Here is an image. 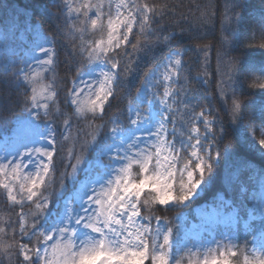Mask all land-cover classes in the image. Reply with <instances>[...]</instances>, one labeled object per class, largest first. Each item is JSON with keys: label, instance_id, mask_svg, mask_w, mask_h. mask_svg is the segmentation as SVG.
Returning <instances> with one entry per match:
<instances>
[{"label": "snow or ice", "instance_id": "snow-or-ice-1", "mask_svg": "<svg viewBox=\"0 0 264 264\" xmlns=\"http://www.w3.org/2000/svg\"><path fill=\"white\" fill-rule=\"evenodd\" d=\"M9 7L0 0V12ZM215 7L205 5L202 25H213ZM240 7L239 0H225L216 49V90L226 121L197 102L184 53L172 49L183 31L164 34L159 27L167 4L52 0L44 6L72 45L76 78L63 100L70 113L58 99L55 36L27 13L15 31L0 30V83L15 91L23 108L14 126L0 111V129L9 133L0 144V190L19 208L15 220L0 226V264H264V54L259 60L232 56L242 44L264 49L256 43L264 41V0L247 42ZM21 30L31 47L15 39ZM12 44L26 51L17 54ZM198 50L195 80L207 85L212 49ZM144 57L149 66L141 74ZM245 80L261 90L259 101L241 99ZM114 102L124 108L108 116ZM61 118L63 140L73 118L85 127L78 129L79 149L68 153L57 175L62 149L54 124ZM250 153L259 154V167ZM222 168L221 193L197 210V223L173 227L155 215L189 207ZM249 235L250 251L240 244Z\"/></svg>", "mask_w": 264, "mask_h": 264}, {"label": "trees", "instance_id": "trees-1", "mask_svg": "<svg viewBox=\"0 0 264 264\" xmlns=\"http://www.w3.org/2000/svg\"><path fill=\"white\" fill-rule=\"evenodd\" d=\"M6 5H9V9L5 15L4 12H0V20L3 21L6 19L8 14L12 12L16 7L21 6L25 10H31V17L33 21L39 22L40 25L44 28V31L49 36H55L56 47L58 52V64H57V74L58 80L60 81L59 88V97L58 99L61 102V108L65 112H71L70 106L64 105L63 100L65 98V93L68 88L71 87L72 81L76 78V69L70 64V54L72 52V45L69 41L56 32L55 25L52 22L50 16L45 12L44 6L48 5L49 7L52 4V0H2ZM150 4L164 5L169 6L168 13L158 20L159 27L163 30L164 34L167 32L175 31L177 34L183 31V38L172 43V49L179 48L182 53H184L183 59L185 61L184 74L189 77L192 81L193 87L197 89L196 96L197 102L203 106H210L213 112V115L216 117L227 120L225 113V105L221 100L217 90H216V49L220 47L221 39V21L224 14V5L225 0H147ZM241 5L240 11L244 16V32L241 36V39L246 41V38L251 35V30L256 24L260 16V5L261 0H239ZM214 4L216 16L214 19L213 25H202L200 18L202 12H204L205 5ZM55 11V9H52ZM224 35H228L227 32ZM90 38V37H89ZM96 38H99L98 36ZM264 41L260 40L259 37L256 40V43H262ZM205 45L211 46L210 53V64L208 66V71L212 74L207 85L198 83L195 80V77L198 73L201 72L202 64V53L198 48H202ZM131 51V49H129ZM167 54V49H164L159 53L160 58L156 61L157 64H162L164 56ZM264 54V49L259 47L248 48L244 47L243 44L236 50L232 52V56L245 59L248 56H252L256 60H259ZM149 66V59L144 57L140 62L141 74L145 68ZM138 84L139 81L137 80ZM251 83L250 80H245L242 85V95L241 99L256 100L260 99V89H250L248 84ZM17 96L15 91L11 89L7 84L0 83V111H3L4 116L14 124L13 118L17 115H20L23 112L22 106L16 104ZM230 103V101H229ZM124 104L113 103V107L108 110V116L116 113L118 109H123ZM5 109H8L5 111ZM199 111V109H197ZM108 116H105V122L108 120ZM72 128L70 130V138L68 140H63V135L65 134V129L63 125V118L55 121L54 127L56 128L57 133V146L61 148L62 151L60 156L56 157V171L57 175L64 170V158L67 157L69 152L77 151L79 149V142L77 140L78 129L84 128L85 125L82 121L73 118ZM100 123V121H97ZM110 127V126H109ZM3 129H0V137L5 133ZM82 135V133H79ZM259 138V136H257ZM252 156L253 162L256 167L260 166V157L257 153H250ZM75 162L74 160L72 161ZM70 171V169H69ZM225 169L222 168L216 175V177L209 182L206 190L198 196L195 201L189 206L184 208H172L168 211H156L155 215L162 216L168 220L172 221V226L177 225H186L188 222H182L181 213L186 211L190 217H194L193 209L196 204L207 202V200H213L214 196L221 193V190L224 186V181L222 179ZM69 191L71 192L72 183L68 182ZM67 194V193H66ZM28 209L26 208L25 211ZM19 211V208L13 209L6 202L5 196L0 190V226H3V221L9 219L15 220L16 213ZM7 238H5L6 240ZM253 237L249 235L245 241L243 238L240 240L241 246L247 245L249 251L253 247ZM258 241V240H257ZM236 260L237 258H233ZM242 260V257H240ZM7 264V261H5Z\"/></svg>", "mask_w": 264, "mask_h": 264}, {"label": "rangeland", "instance_id": "rangeland-1", "mask_svg": "<svg viewBox=\"0 0 264 264\" xmlns=\"http://www.w3.org/2000/svg\"><path fill=\"white\" fill-rule=\"evenodd\" d=\"M26 13L29 16V19H31V21L34 24H36L38 27L41 26L39 22H36V21H33L32 20L31 10H25L21 6H19V7H16V9H14L12 12H10L8 14V16L6 17V19H4L3 21L0 20V30H2L5 26H9V28H10L11 31H15V29L18 28V27H20V25L23 23V20L21 19V17L24 16ZM43 31H44V28H43ZM15 39L17 41L22 40L25 45H28V47H31L30 41L26 37L23 36L22 30H21V35L19 37H16ZM45 46L47 47L48 45H45ZM11 47H12L13 51L15 53H17V54L20 53V52L26 51V49H24V48L15 47V44H12ZM0 55H3L2 51H0ZM9 55L12 57V59H16L17 58V56L16 55H13L12 52H10ZM97 71H98V69H97ZM83 78L85 80H90V76L89 75H86ZM85 91H87V90L85 89ZM13 126H14V124H13ZM8 134L9 133H7V132H5V133L2 134V136L0 137V144L3 143L2 137L5 136V135H8ZM70 194H71V192L70 193H67L66 195H70ZM212 201L213 200H207V202H203V203H200V204H196L195 208L193 209L194 217H196L197 210L198 209L199 210L204 209V207L206 205H208V204H211ZM194 217H190L188 215V213H186V211L183 212V214L181 215L182 222H186V220L188 221L186 223V225H184V226L185 227H190L192 224L197 223L198 221L196 219H194ZM259 243H260L259 240L256 241V246H259Z\"/></svg>", "mask_w": 264, "mask_h": 264}]
</instances>
